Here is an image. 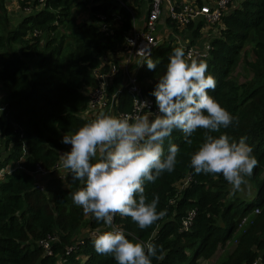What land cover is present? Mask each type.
Segmentation results:
<instances>
[{"label":"trees","instance_id":"trees-1","mask_svg":"<svg viewBox=\"0 0 264 264\" xmlns=\"http://www.w3.org/2000/svg\"><path fill=\"white\" fill-rule=\"evenodd\" d=\"M122 1L125 5L120 0H18L22 11L31 13L14 25L0 0V92L6 95L0 102V264H117L113 256L97 254L92 243V233L106 226L72 202L80 182H73L67 169L42 177L39 168L53 170L70 147L61 143L63 136L97 116L90 99L103 81L104 113L121 116L133 110L127 74L119 69L111 76V68L124 59L127 37L139 23L135 11L148 0ZM186 1L203 4L176 0L177 10ZM233 2L220 24L208 28L206 54L194 58L203 60L216 80L209 94L239 121L213 135L246 137L253 148L258 165L249 181L256 192L251 198L237 195L222 175L196 174L190 158L205 130L188 137L191 144L174 130L164 149L166 156L170 143L179 147L175 170L145 184L149 201L158 195L157 210L166 209L167 215L143 230L130 217L114 219L129 239L162 246L152 264H264V0ZM168 23L180 33L174 21ZM202 24L183 30L192 32L191 44ZM175 47L180 46L173 35L161 39L150 55L155 70L148 69L145 58L130 67L154 102L150 93ZM240 65L252 74L242 84L236 76ZM191 212L195 215L186 228ZM48 240L50 252L43 246ZM229 244L235 246L230 254L213 262Z\"/></svg>","mask_w":264,"mask_h":264},{"label":"clouds","instance_id":"clouds-1","mask_svg":"<svg viewBox=\"0 0 264 264\" xmlns=\"http://www.w3.org/2000/svg\"><path fill=\"white\" fill-rule=\"evenodd\" d=\"M145 62L149 70L157 68L150 54ZM207 71L203 60L190 54L186 58L185 50L175 47L150 93L156 106L153 118L100 112L75 133L63 136L61 143L70 150L60 154V165L82 185L71 193L72 202L106 226L104 231L97 229L92 240L97 254L113 256L117 264H152L153 257L159 259L162 246L129 239L114 219L130 217L143 230L167 215L166 209L157 210L158 195L149 201L145 184L175 170L179 147L170 143L166 156L164 149L174 130L181 131L189 144L188 137L205 130L203 142L190 158L196 174L222 175L233 193H251L249 178L258 160L246 137L236 141L226 133L213 135L239 121L209 94L216 80ZM143 104L149 108L147 101Z\"/></svg>","mask_w":264,"mask_h":264},{"label":"built area","instance_id":"built-area-1","mask_svg":"<svg viewBox=\"0 0 264 264\" xmlns=\"http://www.w3.org/2000/svg\"><path fill=\"white\" fill-rule=\"evenodd\" d=\"M40 1L42 2L44 0ZM120 1L123 5H125L122 0ZM233 1L234 0H207L206 2H203V4H199L196 1H186L179 8V10H177L175 7L176 0H148V11L142 26L134 25V28L127 37L126 45L123 50L125 53L124 59L121 61V63L119 62L118 66L115 63L111 68V76H113V74L119 69L123 70L127 74L125 86L133 95L132 98L134 107L130 113L125 114L131 117L147 114L152 117L154 111H156L155 102L143 94L137 72L136 70L131 72L130 67L132 64L137 63L135 62L136 59L139 58L141 60L145 58L147 54L151 55V53L157 48L161 40V37L158 33V24L168 17L177 24L179 29H184L190 23H193L197 19H201L202 22L205 23V28H212L220 24L222 17L227 11H229V7L234 5ZM26 10L28 11L29 9ZM209 46V43H206L204 48L194 46L190 47V45L185 46V51L187 50L186 56L188 58L190 54L191 57L194 58L205 55L206 50L210 48ZM105 84L106 82L103 81L101 86L92 92L90 99V105L92 109L102 107L100 105L106 102V96L104 93ZM145 101L149 103V108L143 104ZM66 150H70V147H68ZM55 168L57 169L55 171L39 168L40 176H47L52 172H55L56 176L61 175V171L64 169L61 167L60 162ZM2 174L3 172L1 175ZM255 212L258 213L259 209H257ZM194 215L195 213L191 212L189 219L184 222L186 228L190 225ZM247 220V217H245L241 221L240 226L245 225ZM92 234H96V232H93ZM50 241L51 240H48L43 243L44 248L47 249L48 252H50ZM254 264L261 263L257 260L254 262Z\"/></svg>","mask_w":264,"mask_h":264},{"label":"crops","instance_id":"crops-1","mask_svg":"<svg viewBox=\"0 0 264 264\" xmlns=\"http://www.w3.org/2000/svg\"><path fill=\"white\" fill-rule=\"evenodd\" d=\"M17 1V0H16ZM207 0H203V2H206ZM148 1H145V3H144V5H143V7H142V9H141V12H140V14L137 16V14H136V18L139 20V23H138V25L139 26H142V24H143V19L145 18V16H146V14H147V11H148ZM15 8H16V10H17V14H18V10L20 9V5H17V7H16V5H15ZM12 16V15H11ZM140 18V19H139ZM168 17H166V19L165 20H163V21H161L160 22V25H162L161 27V30H158V33H159V35H160V37H161V39H168L169 38V36L172 34L173 36H175V38H176V40L177 41H179L178 42V44H179V46L181 47V48H183V49H185V46H189L190 45V47L191 46H194V47H199V48H204L205 47V45H206V43H208V40H207V38L210 36V33L208 32L209 31V29H207V27L205 28V24H202L201 25V30H200V33H199V36H196L197 38L195 39V44H191L192 43V41H193V39H194V36H192V32L191 31H185V33L184 34H182V32H183V30L185 29H179V32L180 33H178V32H174V28L173 27H171L170 25H169V23H168ZM14 22H16V20H14ZM140 22H141V24H140ZM200 22H202V20L201 19H197L196 21H194L193 23H194V28H197L198 26H199V24H200ZM199 23V24H198ZM169 28L171 29L170 31H169V35H167V36H165L164 37V35L162 34V29H166V30H169ZM187 28V27H186ZM217 28H218V26H217ZM208 32V33H207ZM212 33L213 34H216V30H214L213 29V31H212ZM177 34H182V35H180L181 37H180V39H178V36H177ZM185 35V36H184ZM184 36V37H183ZM167 37V38H166ZM183 41V42H182ZM65 151H67L66 149H65ZM62 152H64V150L62 151ZM61 152V153H62ZM252 194H254L252 191H251V193L250 194H248L247 196H251ZM246 196V195H245Z\"/></svg>","mask_w":264,"mask_h":264},{"label":"rangeland","instance_id":"rangeland-1","mask_svg":"<svg viewBox=\"0 0 264 264\" xmlns=\"http://www.w3.org/2000/svg\"><path fill=\"white\" fill-rule=\"evenodd\" d=\"M178 1V0H177ZM15 5H16V7H17V5H19V2H18V0L16 1V0H5V7H6V10H7V14L9 15V16H13L14 18H15V20H16V22H14V25H17L20 21H21V19H22V17H24L25 15H27V13H31L30 11H22V9H19L18 11V14L16 13L17 12V10H16V8H15ZM140 12L141 11H135V13L137 14V16L140 14ZM140 19V18H139ZM140 24H141V22H140ZM171 29L169 28V30H166V29H162V34L164 35V37L165 36H167V35H169L170 33H169V31H170ZM180 35H182V34H177V36H178V39H180ZM170 36H172V34L170 35ZM185 36V35H184ZM183 36V37H184ZM175 37V36H174ZM167 38V37H166ZM179 42V41H178ZM183 42V41H182ZM251 57H252V55H251ZM140 59L138 58V59H136V61L135 62H138ZM240 71H242L241 73H242V75L240 76L239 75V73H240ZM251 72H246V71H243V68H242V66L240 65V67H239V70H237L236 71V76H237V83L238 84H242V83H244V82H246L247 80H249L250 78L249 77H251ZM1 90V89H0ZM5 96L6 95H4L3 96V92L1 91L0 92V102L2 101V99H4L5 98ZM105 103L106 102H104L102 105H100V106H102L100 109H96L97 110V112H104V108L106 107V105H105ZM1 110V109H0ZM94 115V114H93ZM93 115H90L89 114V116H93ZM251 191L255 194V192H256V189L252 186L251 187ZM237 195H241V196H244V195H248L247 193H244V194H241V193H236ZM254 194H252L251 196H249V198H251ZM244 226L245 225H241L240 226V228H239V231H243L244 230ZM235 246H233L232 244H229V246H228V248L225 250V251H219L218 253H217V255L214 257V259H213V262L214 261H216L217 259L218 260H221V258L222 257H224L225 255H227L228 253L230 254V251L234 248Z\"/></svg>","mask_w":264,"mask_h":264}]
</instances>
